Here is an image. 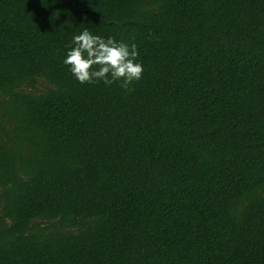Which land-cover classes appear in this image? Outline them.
Returning <instances> with one entry per match:
<instances>
[{"label":"trees","instance_id":"obj_1","mask_svg":"<svg viewBox=\"0 0 264 264\" xmlns=\"http://www.w3.org/2000/svg\"><path fill=\"white\" fill-rule=\"evenodd\" d=\"M0 264H264V0H0Z\"/></svg>","mask_w":264,"mask_h":264},{"label":"clouds","instance_id":"obj_2","mask_svg":"<svg viewBox=\"0 0 264 264\" xmlns=\"http://www.w3.org/2000/svg\"><path fill=\"white\" fill-rule=\"evenodd\" d=\"M70 50L63 63L82 85L118 83L126 92L140 81L144 68L138 62L137 46L114 37L93 35L88 29L72 38Z\"/></svg>","mask_w":264,"mask_h":264},{"label":"rangeland","instance_id":"obj_3","mask_svg":"<svg viewBox=\"0 0 264 264\" xmlns=\"http://www.w3.org/2000/svg\"><path fill=\"white\" fill-rule=\"evenodd\" d=\"M48 87V84L43 82V81H40L36 87V89H24L25 91L27 92H41V91H44L46 88ZM75 229L74 228H68L66 231L67 232H73Z\"/></svg>","mask_w":264,"mask_h":264}]
</instances>
